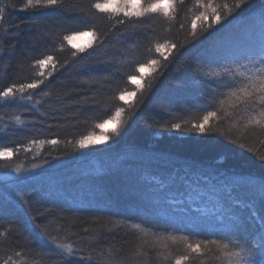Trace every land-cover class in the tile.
I'll return each instance as SVG.
<instances>
[{
	"label": "trees",
	"instance_id": "obj_1",
	"mask_svg": "<svg viewBox=\"0 0 264 264\" xmlns=\"http://www.w3.org/2000/svg\"><path fill=\"white\" fill-rule=\"evenodd\" d=\"M136 1L0 0V264H264V0Z\"/></svg>",
	"mask_w": 264,
	"mask_h": 264
},
{
	"label": "rangeland",
	"instance_id": "obj_2",
	"mask_svg": "<svg viewBox=\"0 0 264 264\" xmlns=\"http://www.w3.org/2000/svg\"><path fill=\"white\" fill-rule=\"evenodd\" d=\"M111 2L114 4L113 1H111ZM130 2H131L130 3L131 6L132 5L135 6L138 3L136 0H130ZM132 150L133 149H127V150H124V151L119 152V153H121L119 157H122L123 158V157H126V156L130 155V153H132ZM101 156L102 155H98L95 158L93 157V159L91 161L87 162L86 165H85L86 166V169H89L90 171L97 170V168L100 167V162L101 161H106L108 159V156L107 155L106 156H102V157ZM99 157L102 158V159H98ZM57 169L58 170H61L63 168H57ZM54 170H56V169H54ZM54 170L45 171L44 172V171H40L39 168H35V169H32L31 170V174H28V175H31L32 177H37V178L41 177V178L47 179L49 177H54L57 173L58 174L60 173V171L55 173ZM58 170H56V171H58ZM25 173L26 172H24V174ZM18 175H23V173L21 172V174H17V175L8 174V175L3 176V177L0 176V181H1V183L7 182V184H10L11 185L12 183H14L16 181V178H14V177H17Z\"/></svg>",
	"mask_w": 264,
	"mask_h": 264
}]
</instances>
